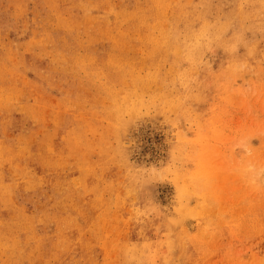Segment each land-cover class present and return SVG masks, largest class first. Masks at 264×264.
I'll return each mask as SVG.
<instances>
[{
  "label": "rangeland",
  "instance_id": "rangeland-1",
  "mask_svg": "<svg viewBox=\"0 0 264 264\" xmlns=\"http://www.w3.org/2000/svg\"><path fill=\"white\" fill-rule=\"evenodd\" d=\"M0 264H264V0H0Z\"/></svg>",
  "mask_w": 264,
  "mask_h": 264
}]
</instances>
